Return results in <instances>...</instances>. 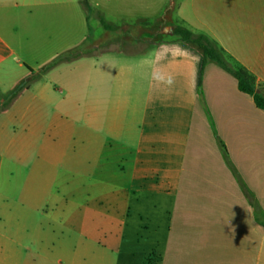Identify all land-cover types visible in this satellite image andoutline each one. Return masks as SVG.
I'll list each match as a JSON object with an SVG mask.
<instances>
[{
  "label": "crops",
  "instance_id": "obj_1",
  "mask_svg": "<svg viewBox=\"0 0 264 264\" xmlns=\"http://www.w3.org/2000/svg\"><path fill=\"white\" fill-rule=\"evenodd\" d=\"M88 1L137 36H92L82 0H0L1 93L86 51L0 103V264H264V111L188 45H140L168 0ZM176 16L264 86V0Z\"/></svg>",
  "mask_w": 264,
  "mask_h": 264
},
{
  "label": "trees",
  "instance_id": "obj_2",
  "mask_svg": "<svg viewBox=\"0 0 264 264\" xmlns=\"http://www.w3.org/2000/svg\"><path fill=\"white\" fill-rule=\"evenodd\" d=\"M82 1L85 8L89 9V1ZM102 23L106 28H111L103 21ZM172 36L173 39L170 40L169 43H183L200 53L202 56L200 76H202L208 63H215L230 73L237 80L239 90L252 96L256 107L264 111V86L259 85L255 76L229 56L216 41L204 33L192 31L183 23L173 27ZM85 54L86 51L83 48L77 47L55 57L49 63L44 65L38 73L30 70L31 77L17 85V87L12 91L13 93L10 100L15 99L29 84L38 81L58 65L75 61L83 57Z\"/></svg>",
  "mask_w": 264,
  "mask_h": 264
},
{
  "label": "rangeland",
  "instance_id": "obj_3",
  "mask_svg": "<svg viewBox=\"0 0 264 264\" xmlns=\"http://www.w3.org/2000/svg\"><path fill=\"white\" fill-rule=\"evenodd\" d=\"M180 0H168L166 6L162 5L158 9L160 10L158 13V16L156 18H151L147 22L145 21H139L137 23V26L139 27L140 35L143 37L142 42L140 45L143 44H149V43H155V42H169L170 40L173 39L172 36V30L175 25H181L182 23L179 21V19L176 16V10L177 6ZM113 2L110 4L111 7L114 8ZM160 5V4H159ZM89 14H90V23H91V34L92 36H95V34L100 31V26H99V20L102 19L104 22H107L109 24H112L113 26L117 27L115 30H111L108 32V37L110 41H116L118 39H123L124 37L128 38L129 36L132 38H135L137 34L135 33L134 30H127V33H123V30H119L118 26H122L124 23H135V16L131 15H121L119 14L116 10L114 11H109L108 13H104L101 15L99 13L98 9L96 10L95 5L90 4L89 8ZM102 16V17H101ZM145 37V38H144ZM115 46H129L128 41H125L124 43H120ZM30 62V61H29ZM32 64V63H30ZM22 71H26L22 70ZM48 74V73H47ZM45 76V75H44ZM13 75L1 77L3 80V85L1 87L2 90H4V93L0 92V103L1 105L9 103L11 97H12V91L10 90L13 82ZM28 80V79H27ZM51 81L53 82V79L51 78ZM51 82V83H52ZM33 84V83H32ZM31 84V85H32ZM35 84V83H34ZM32 85V89H35V85ZM54 84V83H53ZM2 97V99H1ZM4 110V107H0V111ZM18 174L20 172L15 171L14 175V181H13V186H12V195L16 194L13 191L15 189H18V193H20L21 187L19 182L22 180V177H19ZM138 259V257H136ZM139 260V259H138Z\"/></svg>",
  "mask_w": 264,
  "mask_h": 264
},
{
  "label": "clouds",
  "instance_id": "obj_4",
  "mask_svg": "<svg viewBox=\"0 0 264 264\" xmlns=\"http://www.w3.org/2000/svg\"><path fill=\"white\" fill-rule=\"evenodd\" d=\"M155 78H157V79H158V77H155ZM168 82H169V83H171V80H169Z\"/></svg>",
  "mask_w": 264,
  "mask_h": 264
}]
</instances>
